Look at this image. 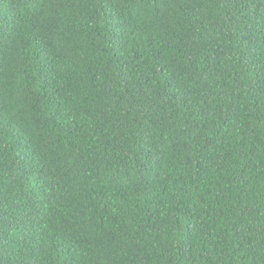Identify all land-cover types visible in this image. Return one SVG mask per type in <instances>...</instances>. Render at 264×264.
Returning <instances> with one entry per match:
<instances>
[{"label": "trees", "instance_id": "obj_1", "mask_svg": "<svg viewBox=\"0 0 264 264\" xmlns=\"http://www.w3.org/2000/svg\"><path fill=\"white\" fill-rule=\"evenodd\" d=\"M0 264H264V0H0Z\"/></svg>", "mask_w": 264, "mask_h": 264}]
</instances>
